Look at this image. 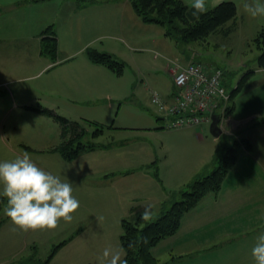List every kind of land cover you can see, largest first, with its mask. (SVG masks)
<instances>
[{
	"label": "rangeland",
	"instance_id": "374dc122",
	"mask_svg": "<svg viewBox=\"0 0 264 264\" xmlns=\"http://www.w3.org/2000/svg\"><path fill=\"white\" fill-rule=\"evenodd\" d=\"M54 2L56 6L59 4V0ZM234 3L238 5V12L241 13L242 9L238 1ZM67 6L69 4L63 7L60 15H66ZM19 9L20 11L29 10L20 6ZM40 11L35 7L34 14L31 17L16 25H11V27L10 25L4 27L0 24V36H2L0 40V82H3L0 83V162L14 160L15 157L22 155L24 152L29 153L33 162L43 170L59 176L62 181L71 183L73 196L79 202L82 201L85 208L81 209L79 207L72 214L73 219L70 223L61 220L55 230H30L25 232L16 228L9 218H6L3 212L6 206L5 203L0 211V219L2 220L0 222V264H39L35 262L36 258L44 259L54 244L67 239L68 227L74 225H78V227L91 226L94 222L92 217L89 216L91 211L86 210V207L87 204L93 205L97 200H89L90 194L88 193L94 192L89 189L91 185L95 186V181H101L100 174H106L107 176L101 181L104 186L101 190H98L99 184H97V188L94 189L96 193L101 192L108 196L111 194L109 187L113 185L116 179L121 177L113 178L112 175L115 171L124 170L127 166L137 164L147 158H149V161L156 158V164L161 171L165 169L164 163L178 165L183 168L190 162L206 158L208 152L213 155L214 148L219 149L218 145H220L221 139L215 140L213 138L209 131V124H205L203 130L199 132L202 133L203 141L196 139L189 131H181L187 126L163 128L161 121L157 119L156 111L150 103V93L152 90L158 93L160 90L163 91L167 88L168 70L172 66V61L185 64L190 58H192V61L200 62L210 68L221 69L228 92L239 83H241L239 86V89H241L243 85L249 83L251 78H249V75H253L256 57L259 53L254 38L261 25L264 24L263 17L238 18L235 27L230 32L225 33L223 29H219L209 33L204 39L188 44H181L170 36L162 40L164 36L158 33L160 31L164 32V28L159 24H151L152 28L143 33L144 36H150L151 40L156 39V41L151 42L150 40L149 43L146 41L142 43V38H139V44L141 45L138 46H136L137 41L134 40L137 37L133 39L128 37L127 34L126 36L120 34L121 36L118 39L101 37L89 46H93L100 51L112 50V54L123 63L121 72L116 74L111 70L102 68L105 72L99 77L98 82H94L92 79L85 82L89 89V95L86 94L87 97H83L86 95H78L79 97H75L74 100H67L66 94L62 90L56 96L53 90H47L39 86L41 81L52 72H41L30 76L34 68H31L30 71L18 69L14 74L10 67L11 62L22 65L21 60L24 62V60L30 58V51L34 48L32 44H36L35 39H33L35 34L39 28L43 29L50 23H45L48 21L47 19L43 22L44 24L41 23L44 26L40 27L42 25L36 20V14ZM43 13L52 17L54 11L45 9ZM2 19L3 16L0 18V22ZM231 24L232 21L230 20L225 26ZM61 41L63 42V38ZM4 65H7V69L3 71L1 67ZM249 70H252V72L248 74ZM246 73L248 74L247 79L241 82L240 79ZM17 86H20L19 91L23 96L28 94L24 91L25 89H33V95L36 97L29 104L30 107L24 109L17 106L21 100V102H24L19 97L11 96L10 91ZM96 87H98L97 90H94ZM246 90L247 85L244 86L242 91ZM228 103L229 100L226 101V105ZM43 107L54 110L56 115L68 120L81 123L88 120L103 124L105 128L103 133L92 139L100 146L91 152L81 151L76 157L68 160L62 158L59 153L51 151V148L59 142L60 124L53 115L42 112ZM93 127L92 125L86 128L90 132ZM88 133L83 136L84 141L91 139ZM239 137L241 138V136ZM165 150L169 153L167 160H164L163 157ZM239 153L240 148L237 152V158ZM95 155L97 159H95ZM211 155L206 160L210 159ZM97 160L106 163H94ZM91 163L97 164V166L92 167L89 165L88 168L85 167ZM198 172L201 173L202 169ZM142 173L136 170L130 173L125 181L129 183L133 180L137 182L136 186H139L142 181H138V177H141ZM146 180L144 177V183ZM86 183L88 187L84 185ZM111 188L116 189L115 187ZM145 188L146 185L141 189L142 199H134V202L140 204L142 201V205L145 207L143 210L150 211L152 214L150 220H153L159 214L152 205V202L156 200V195L153 193L154 188L150 185L147 190ZM179 197L180 195L177 194L175 199H179ZM212 207L221 208V203H216ZM107 209L109 207L104 206L103 212L107 213ZM113 211L116 210L113 209ZM117 214L115 212L116 216ZM224 219H221V222ZM99 224L105 225L107 230H110L112 223L110 217L101 216ZM118 229V242L117 240L116 242L121 250L119 242L120 220L118 221ZM258 236L255 234L251 242L248 241L245 244L244 251L238 248L233 253L234 248L226 249L228 255L232 251L228 258L237 259V261L233 260L232 264H243L240 259L244 258L247 252L251 257L250 251L255 246ZM213 239L215 243L225 241V238H221L220 233ZM72 243H78L77 239ZM31 245H34V247L31 248ZM153 247L151 248L152 253ZM95 249L94 253L91 249H88V253H92L90 255L92 258H97L99 251L105 250L103 246L101 248L95 247ZM55 252V255L47 264H84V259L79 256L76 244L61 246ZM220 255L227 256L225 251ZM28 257L31 258L26 260ZM211 257L212 261L213 256ZM160 258L159 262L162 261V256ZM206 264H215V262H206ZM247 264H254V260L248 261Z\"/></svg>",
	"mask_w": 264,
	"mask_h": 264
},
{
	"label": "crops",
	"instance_id": "0c3cea01",
	"mask_svg": "<svg viewBox=\"0 0 264 264\" xmlns=\"http://www.w3.org/2000/svg\"><path fill=\"white\" fill-rule=\"evenodd\" d=\"M54 1L56 0H0V18L3 16L0 24L4 25V27L8 25L11 27V25H16L31 17L34 14L35 7L41 10L37 12L36 20L41 24L48 19L45 23L50 22L48 25H52L57 39L56 59L54 61L50 60L45 54L40 52V32L44 28H39L33 38L36 44L32 41L34 48L30 51V58L24 60V62L21 60L22 65L11 62L10 67L14 74L18 69L30 71L31 68H34L30 76L41 72H52L41 81L39 86L47 90H53L56 96H58L57 93L60 90L66 94L67 100H74L75 97H79L78 95H89V89L85 82L90 79L98 82L99 77L105 72L102 68H108L91 62L86 57L84 49L101 37L118 39L121 36L120 34H123V36L127 34L128 37L133 39L137 37V39H134L137 41L136 46L141 45L139 44V38H142V43L145 41L149 43L151 40L150 36H144L143 33L149 31L153 23L142 21L134 12L129 0H59L57 6ZM183 1L187 5L190 2V0ZM221 1L224 0H208L209 7ZM231 1H238L242 9L241 13L238 12V5L235 4L236 15L232 21L234 25H236L238 18L250 17L243 11L242 5L245 0ZM261 2H264V0H261ZM68 4L66 15H60L63 7ZM19 6L29 10L20 11ZM45 9L54 11L52 17L43 13ZM43 24L40 27H43ZM158 34L164 36L162 40L167 37L164 32L160 31ZM62 38L63 42L61 41ZM1 39L2 36H0ZM155 41L156 39L151 40V42ZM103 51L113 53L112 50ZM191 59H187V62ZM1 69L3 71L6 70L7 65L2 66ZM168 72L167 88L163 91L160 90L158 93L169 101L172 98V77L169 70ZM252 73L253 75H249V78L251 77L249 83L247 82L233 94L229 101L232 106L231 110L226 116H221L220 122L221 135L235 134L237 139H246L250 147L240 146L238 158H236L224 177L220 190L216 194L205 195L192 209L182 216L179 228L174 234L161 239L155 244L153 255L158 260L162 256L161 263L206 264V262H215V264H232L234 258H228L232 251L235 253L238 248L244 251L245 244L248 241L251 242L255 234L259 235L264 232V114H262L264 112V69H259L255 66ZM246 85L247 90L242 91ZM97 88L94 90H97ZM19 90L20 86H17L10 91L11 96L14 95L24 101L21 102V100L17 106H21L24 109L30 107L29 104L36 97L33 95V89H25L24 91L28 93L26 96L21 95ZM87 95L83 97H87ZM52 111L53 113L55 112L54 110ZM157 115V119L161 121L163 128L166 127L168 118L160 113H157ZM209 122L210 120L203 121L198 126H187L181 131H189L196 139L203 141L202 133L199 132ZM219 136H213V138L217 140ZM98 146L100 145L95 143L92 147L82 151L91 152ZM216 149L214 148L213 151L215 152ZM168 154V151L165 150L164 160L168 159ZM211 154V152H208L206 153V158L200 160L202 162H190L183 168L178 165H167L168 163H164L165 169L160 171L159 166L156 164V158L150 161L147 158L142 162L127 166L124 170L115 171L112 175L113 178L121 177L116 179L111 186L116 189L109 187L111 194L108 196L101 192L96 193L94 189L97 188V184H99L98 190H101L104 186L101 181L107 176L106 174H100L101 181H95V186L91 185L89 189L94 192L88 193L90 194L89 200L95 199L97 201L93 205L87 204L86 207V210L91 211L89 216L92 217L94 223L91 226L78 227V225H74L68 227L67 239L62 240L63 244L57 249L59 250L61 246L76 244L78 254L83 257L84 264L99 263L98 257L102 255L104 250L99 251L97 258H92L90 255L95 252V247L101 248L103 246L105 249L120 251L123 258L124 252L117 245L118 221L122 218L133 220L137 215H141L144 212L143 209L145 207H143L142 201L140 204L134 202V199H142L141 189H143L144 185H146V190L149 185L154 188L153 193L156 195V200L152 202V205L159 213L165 201L175 198L177 194L179 195L178 191L184 183H188L193 177L208 170L209 163L213 157ZM210 155V159L206 160ZM95 159H97L96 155ZM98 162L106 163L99 160L94 163ZM89 165L92 167L97 166V164L91 163L85 167L88 168ZM98 166L102 167L101 165ZM200 169H202L201 173L198 172ZM136 170L143 172V175L138 177V181H142L139 186H136L137 182L133 180L129 183L125 181L129 174ZM144 177L147 179L145 183ZM84 185L88 187L87 183ZM79 203L81 209L85 208L82 201ZM216 203H221V208H213L212 205ZM104 206L109 207L107 213L103 212ZM113 209L116 211H113ZM115 212L118 213L117 216ZM101 216L110 217L112 223L110 230H107L105 225L99 224ZM6 218L8 217L6 216ZM223 218L225 219L221 222ZM219 233L221 238H225V241L215 243L213 238ZM76 239L78 243H72ZM57 244H54L53 247ZM30 247L32 248L34 245ZM52 248L50 249L51 251ZM57 249L56 251H58ZM88 249L93 252L88 253ZM226 249L233 250L228 255ZM51 251L48 253L50 254ZM223 251L226 252L227 256L220 255ZM213 253L216 255H211ZM49 254L47 255L49 256ZM167 255L168 257H166ZM46 256L45 258L48 257ZM211 256H213L212 261L210 259L212 258ZM30 258L28 257L26 260ZM44 259L36 258L35 262L40 264ZM250 259H253L252 255L250 257L247 252V255L240 261L243 264H247L248 261H253ZM234 261H237V259Z\"/></svg>",
	"mask_w": 264,
	"mask_h": 264
},
{
	"label": "trees",
	"instance_id": "16d2710c",
	"mask_svg": "<svg viewBox=\"0 0 264 264\" xmlns=\"http://www.w3.org/2000/svg\"><path fill=\"white\" fill-rule=\"evenodd\" d=\"M129 2L142 21L159 24L164 28L166 36L174 38L181 44L204 39L209 33L219 29L228 33L235 27L233 23L225 26L228 21H233L236 15L235 3L231 0H224L209 7L208 12L201 15L199 20L192 18L191 9L183 0H129ZM40 35V52L54 61L57 54V39L52 25L46 26ZM254 40L259 49L256 67L264 69V24L261 25ZM84 52L91 62L101 64L116 74L121 72L123 63L113 54L100 51L93 46H87ZM251 72L249 70L248 74ZM248 74H244L240 81L247 79ZM240 84L230 91L229 101L239 89ZM231 107V103H228L222 112L220 108L215 112L226 116ZM41 111L53 115L59 122L60 139L52 151L59 153L67 160L73 159L80 151L95 145L92 139L101 135L105 129L103 124L94 121L84 120L81 123L58 116L51 109L43 108ZM92 125L93 130L89 132L86 127ZM86 133L91 139L84 141L83 136ZM219 139H221L219 149L215 150L208 170L197 175L181 188L178 191L179 199L172 198L165 201L153 220L145 221L141 215H137L133 220L127 218L120 220L119 242L124 252L123 259H126L128 264H164L153 255L151 248L161 239L174 234L179 228L182 216L205 195L216 194L220 190L224 177L237 158L240 146L250 147L246 139H237L235 134H220ZM5 203L6 198L0 197V211ZM61 244L63 242L55 245L49 256L40 264H47ZM130 244L132 247H129Z\"/></svg>",
	"mask_w": 264,
	"mask_h": 264
},
{
	"label": "clouds",
	"instance_id": "9594fccd",
	"mask_svg": "<svg viewBox=\"0 0 264 264\" xmlns=\"http://www.w3.org/2000/svg\"><path fill=\"white\" fill-rule=\"evenodd\" d=\"M188 7L192 18L199 20L201 15L208 12L209 3L208 0H190ZM242 7L251 18L264 17V2L261 0H245ZM72 193L71 183L43 170L27 152L14 160L0 162V196L6 198L3 212L22 231L55 230L61 220L70 223L72 214L80 207ZM151 215L146 209L141 213V218L147 221ZM251 255L254 264H264V232L257 237ZM98 262L128 264L120 251L108 248L98 257Z\"/></svg>",
	"mask_w": 264,
	"mask_h": 264
},
{
	"label": "built area",
	"instance_id": "2783aa9c",
	"mask_svg": "<svg viewBox=\"0 0 264 264\" xmlns=\"http://www.w3.org/2000/svg\"><path fill=\"white\" fill-rule=\"evenodd\" d=\"M172 98L166 100L156 91L150 93V103L167 117L166 127L198 126L210 120L216 109L222 111L230 93L225 88L223 73L200 62L180 64L172 61Z\"/></svg>",
	"mask_w": 264,
	"mask_h": 264
},
{
	"label": "water",
	"instance_id": "95a60500",
	"mask_svg": "<svg viewBox=\"0 0 264 264\" xmlns=\"http://www.w3.org/2000/svg\"><path fill=\"white\" fill-rule=\"evenodd\" d=\"M209 131L214 137H218L222 132L220 128V115L215 112L210 115Z\"/></svg>",
	"mask_w": 264,
	"mask_h": 264
}]
</instances>
